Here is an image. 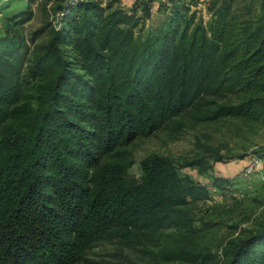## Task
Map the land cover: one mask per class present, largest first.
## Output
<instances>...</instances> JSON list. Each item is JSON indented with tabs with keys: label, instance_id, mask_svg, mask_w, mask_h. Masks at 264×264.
I'll list each match as a JSON object with an SVG mask.
<instances>
[{
	"label": "trees",
	"instance_id": "trees-1",
	"mask_svg": "<svg viewBox=\"0 0 264 264\" xmlns=\"http://www.w3.org/2000/svg\"><path fill=\"white\" fill-rule=\"evenodd\" d=\"M4 17L0 35V264H78L97 242L173 231L166 262L264 264V222L200 247L192 207L208 189L130 146L169 128L234 121L264 129V0H41ZM213 162L223 158L215 154ZM210 169L204 157L182 168ZM228 180L214 178L223 190Z\"/></svg>",
	"mask_w": 264,
	"mask_h": 264
},
{
	"label": "rangeland",
	"instance_id": "rangeland-1",
	"mask_svg": "<svg viewBox=\"0 0 264 264\" xmlns=\"http://www.w3.org/2000/svg\"><path fill=\"white\" fill-rule=\"evenodd\" d=\"M134 1L129 0V5L125 3L127 9ZM164 1L155 0L153 3L152 16L145 23V31L160 25L164 16L161 7ZM219 1L199 0L195 10L207 21L208 5ZM242 1L238 0V5ZM243 2L249 3L250 0ZM26 5L25 0H0V35L4 31V17L22 11ZM40 5L41 0L31 5V20L19 27L27 40L41 26ZM179 120L185 124L179 132L174 134L169 128L162 129L148 138L136 140L130 146L135 164L129 175L139 177L140 160L157 154L172 160L181 176L187 175L205 186L209 199L192 207L194 227L200 247H206L212 253L219 252V244L225 239L235 237L242 230H255L258 224L264 222V129L252 134L234 121L193 125L186 116ZM215 154L223 158L220 163L213 162L211 156ZM195 157H204L210 169L202 174L197 168H182ZM250 169H255V173H251ZM214 178L228 180L223 190L212 185ZM176 237L173 231H163L134 241L115 239L97 242L78 264H179L164 261L160 253L164 247L175 244Z\"/></svg>",
	"mask_w": 264,
	"mask_h": 264
},
{
	"label": "crops",
	"instance_id": "crops-1",
	"mask_svg": "<svg viewBox=\"0 0 264 264\" xmlns=\"http://www.w3.org/2000/svg\"><path fill=\"white\" fill-rule=\"evenodd\" d=\"M120 1H121L120 5H121L124 9H127V8H128V5L130 4L129 0H120ZM122 1H124V2H122ZM125 3L128 4V5H126ZM124 5H125V7H124Z\"/></svg>",
	"mask_w": 264,
	"mask_h": 264
},
{
	"label": "built area",
	"instance_id": "built-area-1",
	"mask_svg": "<svg viewBox=\"0 0 264 264\" xmlns=\"http://www.w3.org/2000/svg\"><path fill=\"white\" fill-rule=\"evenodd\" d=\"M250 167V166H249ZM251 173H255V169H250Z\"/></svg>",
	"mask_w": 264,
	"mask_h": 264
}]
</instances>
